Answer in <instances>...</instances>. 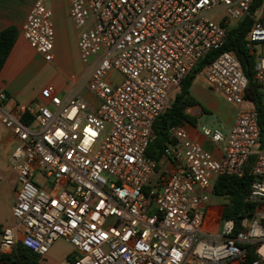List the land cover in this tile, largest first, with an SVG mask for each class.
<instances>
[{
	"label": "built area",
	"instance_id": "obj_1",
	"mask_svg": "<svg viewBox=\"0 0 264 264\" xmlns=\"http://www.w3.org/2000/svg\"><path fill=\"white\" fill-rule=\"evenodd\" d=\"M253 0H71L83 86L92 101L45 88L46 103L7 110L0 88V124L17 145L10 162L18 187L12 217L20 243L45 256L58 239L71 246L70 264H264V150L247 78L235 55L220 51ZM223 10L215 24L211 16ZM28 46L52 60L54 31L45 0H36L21 28ZM264 104V0L245 37ZM256 47L260 50L257 51ZM207 87L236 108L226 136L202 128L219 147L214 157L185 126L169 129L163 156L175 165L158 176L146 155L155 119L181 81L208 52ZM26 118V119H24ZM36 173L42 184L33 182ZM253 178L252 217L221 219L226 197L213 193L221 176ZM1 180V177H0ZM212 198L217 231L204 226ZM16 239L1 232L0 252ZM247 247L252 250L248 259Z\"/></svg>",
	"mask_w": 264,
	"mask_h": 264
},
{
	"label": "crops",
	"instance_id": "obj_2",
	"mask_svg": "<svg viewBox=\"0 0 264 264\" xmlns=\"http://www.w3.org/2000/svg\"><path fill=\"white\" fill-rule=\"evenodd\" d=\"M36 0H0V31L13 26L17 30L16 40L0 70V88L5 90L8 99L4 105L7 110L32 105L34 102L46 103L45 88L52 86L59 96L78 95L85 100L92 101L82 95L83 84L78 85L80 76L73 69L80 65L79 52L76 44V30L69 16L71 0H45V4L51 13V21L54 31L52 60L45 62L35 53L21 35V28L26 16ZM64 66V70L59 67ZM76 66V67H75ZM75 67V68H74ZM68 70L71 72L69 73ZM46 76L43 86L38 85L40 77ZM197 77L202 78L197 87V93H191V88ZM190 96L196 101V105L185 110L192 123L183 122L188 137L198 143L204 150L219 158L221 151L214 146L208 137H205L201 129L218 131L223 136L229 132L233 124L236 108L227 104L223 96L210 90L202 76L198 74L189 88ZM211 116L216 123H201L202 116ZM17 145L14 135L0 124V239L4 228L14 231L16 243H20V232L16 227V221L12 217V207L15 201V192L18 187L15 173L12 169L10 156ZM174 163L167 157L161 156L155 165V173L152 180L158 176L167 175L174 171ZM218 203V202H217ZM213 203V204H217ZM71 247V246H70ZM50 251V250H49ZM71 248L65 253L70 257ZM48 254V253H47Z\"/></svg>",
	"mask_w": 264,
	"mask_h": 264
},
{
	"label": "trees",
	"instance_id": "obj_3",
	"mask_svg": "<svg viewBox=\"0 0 264 264\" xmlns=\"http://www.w3.org/2000/svg\"><path fill=\"white\" fill-rule=\"evenodd\" d=\"M261 0H253L248 15L238 21L228 32L224 46L220 51L232 52L239 61L242 71L247 78V88L245 100L249 101L257 114L260 129L259 148L264 150V104L259 92L258 84L253 77V56L246 48L245 37L253 23V17ZM17 30L9 26L0 31V70L16 40ZM217 52H208L196 64V66L181 81L178 91L173 95L169 106L153 122L152 138L146 149V155L155 165L163 155L166 143H171L169 129L182 125L183 122L192 123L191 118L185 110L196 105V101L190 96L189 88L195 77L200 74L207 63H209ZM26 119V118H24ZM253 178L249 175L242 177L221 176L213 187V193L218 197H226L221 219H234L238 230L239 220L244 217H252L255 205L248 201L250 185ZM248 259L252 258V250L247 247ZM39 256L25 248L21 243H17L9 253L0 252V264H40ZM69 264L71 258H67Z\"/></svg>",
	"mask_w": 264,
	"mask_h": 264
},
{
	"label": "rangeland",
	"instance_id": "obj_4",
	"mask_svg": "<svg viewBox=\"0 0 264 264\" xmlns=\"http://www.w3.org/2000/svg\"><path fill=\"white\" fill-rule=\"evenodd\" d=\"M225 16V13L223 10H217L215 11L212 16L211 19L215 24H218L219 21ZM256 50L259 51L260 48L256 47ZM76 67V66H75ZM74 67V68H75ZM61 70H64V66L59 67ZM78 70V74L80 76V81L78 83V85H82L84 83V79H85V68L82 65L81 61H80V65L78 68H76V70H72L73 73L77 72ZM68 72L70 73L71 70ZM46 76L42 75L40 77V79L38 80V85L43 86L44 80H45ZM200 82H202V78L201 77H197L195 83L193 84V87L191 88V93H193L194 95L197 93V87L196 85H198ZM178 91V89L176 91L173 92L171 100L173 98V95ZM82 95L86 98L88 97L87 91L85 90V88L82 91ZM36 103H40V102H34L32 105H30L31 107L36 104ZM201 123H203L204 121H207L209 123V125L207 126L208 128H211L213 124L216 123L215 119L209 115L207 116H202V118L200 119ZM44 181V177L39 174L36 173L35 176L33 177V182H36L38 185L42 184V182ZM222 199H218V198H212L210 205L207 207L206 209V214H205V220H204V226L209 229L210 231L214 232L217 231L221 225L220 222V218H219V212H220V208H217L216 206L213 205V203H217V202H221ZM70 245L69 243L64 240V239H58L57 241L54 242V244L52 245L50 251L48 252V254H46L43 257L39 258V263L40 264H69L67 257L65 256V253L70 249Z\"/></svg>",
	"mask_w": 264,
	"mask_h": 264
}]
</instances>
